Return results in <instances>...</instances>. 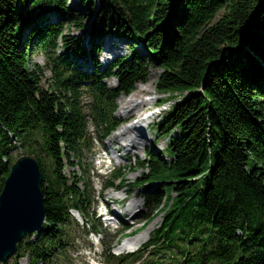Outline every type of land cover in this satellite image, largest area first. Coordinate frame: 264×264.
<instances>
[{
	"label": "trees",
	"instance_id": "obj_1",
	"mask_svg": "<svg viewBox=\"0 0 264 264\" xmlns=\"http://www.w3.org/2000/svg\"><path fill=\"white\" fill-rule=\"evenodd\" d=\"M85 3L90 27L68 0H0V192L11 152L20 149L19 156L31 154L40 163L46 210L45 228L35 239L27 235L15 258L3 264H20L22 257L52 263L73 241L72 211L88 223L83 152L118 127L116 99L145 82L152 64L162 68L160 94H183L155 124L156 135L168 139L169 159L146 152L138 166L147 180L134 182L145 185L146 205L157 208L156 216L164 212L165 222L138 251L122 257L109 252L107 262L145 256L144 264H264V0ZM51 9L60 19L40 20ZM71 23L94 39L115 35L130 48L139 42L149 54L122 57L89 74L74 61L87 60L101 46L92 42L89 50L66 34L63 25ZM35 46L47 59L48 87L45 69L31 62ZM93 61L100 67L95 54ZM112 77L116 86L103 82ZM79 166L82 175L74 173ZM120 176L114 169L107 184ZM153 183L159 188H149Z\"/></svg>",
	"mask_w": 264,
	"mask_h": 264
},
{
	"label": "rangeland",
	"instance_id": "obj_2",
	"mask_svg": "<svg viewBox=\"0 0 264 264\" xmlns=\"http://www.w3.org/2000/svg\"><path fill=\"white\" fill-rule=\"evenodd\" d=\"M99 1L95 3L94 8L99 9ZM68 6L73 8L77 13L85 19V22L91 26L93 17L92 11L90 9V5L85 3V0H68ZM52 8V6L50 7ZM175 11V10H174ZM223 11L220 10L216 17L214 18L215 22L220 16L222 15ZM59 12L51 9L47 10L46 19L40 20H48L50 22H57L59 17ZM177 20L172 19V26L175 28V22ZM63 30L69 36L75 38L76 40L82 41V43L89 49H92V42H96L101 46L103 43V52L105 51L104 44L111 43L116 46H119L122 50L121 54H114L110 56V58H106L104 53L98 52L96 50L95 58L98 60V64L100 67H95V63L93 61V54L88 56L87 60L76 59L74 61V65L79 67L81 70L91 74L95 70H107L109 66L114 63L119 58L126 57L132 58L134 54L145 57L148 56L149 53L146 52V49L141 45V43H137L134 45L133 48H130V44L127 39L118 37L115 35H103V36H96L95 39L91 37V35L86 31H79L73 23L71 24H64ZM28 31V30H27ZM27 35L25 32L24 36ZM27 39V36H25ZM94 40V41H93ZM99 40V41H98ZM101 43V44H100ZM117 43V44H116ZM120 44V45H119ZM37 45V43H36ZM59 49L58 52H63L62 41L59 40ZM33 51L30 54L31 62L38 63L41 67L45 69L44 81L43 85L48 87L50 84L51 72L46 69L47 59L45 55L37 48V46L32 48ZM92 53V52H91ZM72 58V57H70ZM162 72V68L157 64H152L148 69V76L145 82H138L134 90L129 95H120L116 99L117 108L114 112L115 116L119 119L118 127L108 134L103 141L93 139L92 145L93 148L90 150H85L82 155L81 163L85 167V172L87 173V188L89 194V200L86 204V220L88 221V225H86V221L83 217H81L76 211H72V218L70 223H72L71 232L73 241L70 245H68L64 252L60 253L57 256V259L54 258L51 264H80V259H83L85 256L83 254H79L83 249L82 247H86L91 243L89 236V231L92 230L93 223H108L107 221L101 218L99 214V198L103 196L104 198L109 200L110 206L120 212V216L118 217V228L116 233L108 234L109 236H104V243L101 251L109 249V247H113L116 253L122 252L127 253L126 250L119 249V247L128 241L129 238L135 237L138 235L143 234L144 232L150 230L148 239L150 237L151 232L156 229L160 223L165 222V213L163 212L160 215H155L156 209H151L149 206L146 205V201L144 199V195L147 194L148 190L141 186L134 185L135 181H146L147 180V171L143 170L138 166V160L142 159L146 156V152H150L151 155L159 156L162 160L169 159V157L165 154V147L168 144L167 138L158 137L156 135V128L155 124L162 120L164 113H166L169 108L174 104V102L178 99L183 97V94H178L176 96H171L170 93L167 94H160L156 90V83L158 78ZM104 83H107L109 86H116V79L115 78H105L103 80ZM137 88H142L141 93H136L135 97L141 102L142 107L140 113L132 114L130 116L124 114L122 112V108L126 105L127 100L134 95L135 90ZM86 96V92L82 91L81 99L84 102ZM141 118L145 119L144 125H137L141 127L143 134H138L136 132H131L130 134L137 138V143L131 144L129 142V136H121L118 143L111 140L118 132L123 130L126 126H131L136 124L140 121ZM88 131L91 133V136H96L94 126L91 121H88ZM175 134V133H174ZM120 142V143H119ZM126 145L128 152L123 147ZM103 148H113L114 150H110L112 155L108 153V157L111 161L106 168H98V160L100 159L104 153L108 152L106 149ZM104 150V151H103ZM115 151V154H114ZM22 151L20 149H14L11 152L12 163L18 158L19 153ZM99 154V155H98ZM23 155V154H22ZM78 160H75L77 162ZM114 168H117L121 171L122 177L120 176V180L124 178V182L122 185L118 186L119 181H115V186L113 188H108L101 190L102 185L104 182L111 180V172ZM66 171L72 170L70 167L65 169ZM73 170L74 173L76 172L79 175H82V169L79 167H75ZM157 189L159 188L158 183H153L149 186V188ZM127 189V192H126ZM109 193H116L121 196V198L116 201L117 199L109 197ZM123 196V197H122ZM132 201L137 202V207L135 205V209L131 212L126 211ZM132 205V204H131ZM163 205L161 202L160 207ZM150 221V222H149ZM149 222V223H148ZM78 223L79 225H77ZM147 223V224H145ZM123 225L128 226V228L123 229ZM85 226V229L83 228ZM36 236H32V239H35ZM145 243V242H144ZM130 246V245H129ZM128 244L125 247H129ZM142 246H138V249ZM122 250V251H121ZM104 252V251H103ZM85 253V252H84ZM104 254V253H103ZM16 255L11 257L10 259H14ZM145 256L136 262H132L131 264H144ZM107 262V261H106ZM20 264H30L28 257H22L19 260ZM108 263V262H107ZM45 264V263H40ZM109 264V263H108Z\"/></svg>",
	"mask_w": 264,
	"mask_h": 264
},
{
	"label": "water",
	"instance_id": "obj_3",
	"mask_svg": "<svg viewBox=\"0 0 264 264\" xmlns=\"http://www.w3.org/2000/svg\"><path fill=\"white\" fill-rule=\"evenodd\" d=\"M42 183V169L34 155L25 153L12 163L0 192V264L17 253L27 235H38L45 228Z\"/></svg>",
	"mask_w": 264,
	"mask_h": 264
},
{
	"label": "bare ground",
	"instance_id": "obj_4",
	"mask_svg": "<svg viewBox=\"0 0 264 264\" xmlns=\"http://www.w3.org/2000/svg\"><path fill=\"white\" fill-rule=\"evenodd\" d=\"M99 41V40H98ZM101 44V43H100ZM117 44V43H116ZM93 45V44H92ZM120 45V44H119ZM104 47H105V51L103 52V43L101 44V50L99 51V53L101 52V53H104V55H105V57L106 58H110L111 59V57L110 56H113L114 54H121V52H122V50H121V48L119 47V46H116V45H114V44H111V43H105L104 44ZM101 53H100V55H101ZM142 88H137L136 90H135V93H134V95H131V97L127 100V103H126V105H124L123 106V108H122V112L124 113V114H126V115H128V116H130V115H132V114H136V113H140V110H142L141 109V107H142V104H141V102H139V100L135 97V94L136 93H141L142 92ZM145 119H147V118H141L140 117V121L138 122V123H136V124H133V125H131V126H126V127H124L123 128V130H121L120 132H118L113 138H111V140H113V141H115V142H117L118 143V141H119V139H120V137L121 136H129V142L131 143V144H134V143H137V138L136 137H134V136H132L130 133L131 132H136V133H140V134H143V131H142V129H141V127H138L139 125H144V122H145ZM139 124V125H138ZM138 125V126H137ZM120 143V142H119ZM123 145V147L126 149V152H128V149H127V147H126V145H124V144H122ZM114 150L113 148H106V150L108 151V153L109 154H111L112 155V152H110V150ZM114 154H115V151H114ZM113 156V155H112ZM126 192H127V189H126ZM109 197H111V198H114V199H120L121 198V196L120 195H118V194H116V193H109V195H108ZM123 197V196H122ZM108 200V199H107ZM132 204V205H131ZM134 204H136V207H137V202L136 201H132L131 203H130V205H129V207L126 209V211H130L131 212V208H132V210H134L136 207H135V205ZM121 213L119 212V215H120ZM149 233H150V230H148V231H146V232H144L143 234H141V235H138V236H136L135 235V237L133 236L132 238H129V240L128 241H125V243L123 244V245H121L120 246V248H127V247H125L127 244H128V246L129 247H133L134 248V250H136L137 248H138V246H140L141 244H143L144 242L146 243V241L148 240V236H149ZM144 243V244H145Z\"/></svg>",
	"mask_w": 264,
	"mask_h": 264
}]
</instances>
